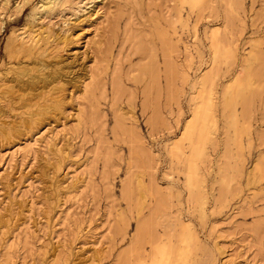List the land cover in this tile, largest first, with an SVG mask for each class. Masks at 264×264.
<instances>
[{"label":"rangeland","instance_id":"rangeland-1","mask_svg":"<svg viewBox=\"0 0 264 264\" xmlns=\"http://www.w3.org/2000/svg\"><path fill=\"white\" fill-rule=\"evenodd\" d=\"M38 3L0 0V126L12 129L0 127V264H137L155 240L187 249L188 264H264V0H60L47 14ZM22 28L49 34L40 51L9 57ZM208 37L230 58L212 64ZM35 60L48 82L9 89L18 61ZM204 73L213 104L194 162L200 209L180 151ZM40 91L61 109L26 126Z\"/></svg>","mask_w":264,"mask_h":264},{"label":"bare ground","instance_id":"bare-ground-1","mask_svg":"<svg viewBox=\"0 0 264 264\" xmlns=\"http://www.w3.org/2000/svg\"><path fill=\"white\" fill-rule=\"evenodd\" d=\"M183 1V0H182ZM186 3L189 4V6H195L196 4H202L205 2V0H184ZM4 4L6 3V0H3ZM60 2V0H39V3L38 5L34 6L33 7V11H36V10H40L41 13L43 14H47V13H51L52 10H54L53 8L56 6V4ZM3 4V5H4ZM206 4V3H204ZM98 7V6H97ZM78 10V9H77ZM81 10V9H80ZM57 11V10H56ZM76 11V10H75ZM100 11V10H99ZM95 13H97V10L95 11ZM91 16V15H90ZM167 17V16H166ZM43 18V17H42ZM167 20V19H166ZM65 21V20H64ZM169 22V21H168ZM169 24V23H168ZM50 26V25H49ZM46 27V26H45ZM39 28V27H38ZM218 29V28H217ZM42 30V29H41ZM35 31L34 29L33 30H27V29H24L22 28L20 30V32L16 33L15 31H12L10 33V35L8 36V41L6 42L5 44V49H6V52L8 53L7 55L9 57H12V58H16L17 56H19L20 54L24 53L25 56H28L30 53H32L33 51L35 50H41V48H39V45L42 41L43 38V30L41 31ZM214 30V28H213ZM46 31V30H45ZM47 34H49L48 30L46 31ZM46 34V33H44ZM47 34L44 36V37H48ZM43 35V36H42ZM51 35V34H50ZM42 36V37H41ZM209 38V37H208ZM209 40L211 41V47H210V51H211V63L213 64L214 62H216L217 59L219 58H224V59H229L230 58V54H228L226 51H222L218 44L216 43V41L213 39V38H209ZM162 41V40H161ZM169 42V41H168ZM48 43V41H47ZM170 46V45H169ZM163 49V48H162ZM172 49V48H171ZM39 50V51H40ZM38 51V52H39ZM231 51V50H230ZM6 54V53H5ZM36 54V53H35ZM37 55V54H36ZM7 56V57H8ZM61 57V56H60ZM26 57H24L25 59ZM58 58V57H57ZM36 61V60H35ZM34 61V62H35ZM25 63V62H24ZM36 63V64H35ZM35 66L33 64V67L32 66H28L27 65H21L20 62L18 61L16 67L15 65H13L12 67H10V71H11V68H13L15 70V74L17 76V79L15 80L14 84L10 85L9 86V89L13 90L15 87L16 89L18 90H29L30 89H33V87L38 83L40 82L41 83V86H43L44 84H46L48 82V77L46 74H44L43 72V68H44V64H43V61L41 60H37L35 62ZM32 64V63H31ZM30 65V64H29ZM25 67V68H24ZM12 69V70H13ZM170 69V68H169ZM9 70V69H7ZM171 71V70H170ZM7 72V71H6ZM50 72V71H49ZM46 73V72H45ZM51 73V72H50ZM53 73V72H52ZM241 69L238 71V73L236 74V76H240L241 75ZM55 74V73H54ZM15 76V75H14ZM89 76H92V75H89ZM235 76V77H236ZM51 77V76H50ZM234 77V78H235ZM25 78V79H23ZM90 78H93V77H90ZM238 78L237 79L235 78V84L237 83L238 81ZM7 79V78H6ZM12 79V78H11ZM13 80V81H14ZM233 81V80H232ZM92 82V81H91ZM40 83H39V86H40ZM4 84V83H3ZM54 84V83H53ZM85 84V83H84ZM57 85V84H56ZM61 85V84H60ZM198 87H199V90H198V95H197V98L199 99V102L195 104V107L193 108V110L191 111V118L188 119L186 122H185V125L183 127V130H182V135L183 137L188 140V151L187 153H183L180 151V153L182 154H185L184 155V158H183V162H184V174H185V184L189 190V193L191 194L192 198L195 199V202L198 203V206L200 207H203L202 203H204L203 201V198L201 197L200 195V192L198 191V188H199V178H198V173L196 171V168H195V159L197 157H200L202 155V151H201V145L208 141V135L211 133L209 131V129L207 128V121H208V116H210L211 114V109H212V95H213V91H212V85L208 83V77H207V74L204 73L202 74L200 77H199V80H198V83H197ZM2 86V85H1ZM92 86V84H91ZM38 87V86H37ZM37 87H35L37 89ZM46 87V86H45ZM43 87V88H45ZM55 88V87H53ZM61 89V87H60ZM84 89V88H83ZM90 87H89V84H85V91L86 90H89ZM2 90V89H1ZM4 90V89H3ZM10 90V92H11ZM45 90V89H44ZM43 90V91H44ZM54 90V89H53ZM51 90V92L53 91ZM23 91H21L23 93ZM41 91H42V88H41ZM41 91L39 92L38 96L41 94ZM47 91V90H46ZM4 92V91H2ZM9 92V91H8ZM18 92V91H17ZM26 92V91H25ZM34 92V90H33ZM38 92V91H36ZM7 93V92H5ZM13 93V92H12ZM16 91L13 93L15 95ZM19 93V92H18ZM30 93V92H29ZM29 93H27L30 97L29 99L33 96L30 95ZM35 93V92H34ZM43 93V92H42ZM48 93V92H47ZM92 94V92H90ZM24 94V93H23ZM21 94V95H23ZM44 94V93H43ZM41 94V96L43 95ZM52 94V93H50ZM60 94V93H59ZM62 94V93H61ZM18 96L20 95L17 94ZM26 95V93H25ZM24 95V97H25ZM45 95V94H44ZM229 96V94H227ZM7 96V95H6ZM9 96V95H8ZM11 96V95H10ZM16 96V95H15ZM54 96V95H53ZM52 98L55 99V96ZM89 96V95H88ZM223 97V100H222V103L221 105H223V107L227 108L230 106V97ZM12 97V96H11ZM21 96H19V99H20ZM27 97V96H26ZM48 97V96H47ZM46 97L45 95V98H46V101L45 103L38 105V108L35 112H32L30 111L31 113H28V115H26V113L24 112L23 114H25L26 116L24 117V119L26 120L25 123H32L33 122H36L37 120L39 121L41 116H43L45 113L47 114V112L50 110H57L59 109V106H60V109H61V105H60V100H54V102L50 101L51 103L48 104V98ZM17 98V97H16ZM23 98V97H22ZM20 99V100H23V99ZM41 98V97H40ZM51 98V99H52ZM59 98V97H58ZM28 99V100H29ZM50 99V98H49ZM16 100V99H15ZM18 100V101H20ZM42 100V99H41ZM45 100V99H44ZM69 100V99H68ZM14 101V100H13ZM27 101V100H26ZM23 102V101H22ZM47 102V103H46ZM19 103V102H18ZM31 104V103H30ZM29 104V105H30ZM63 104V103H62ZM33 105V104H32ZM36 105V102L35 104ZM31 107V106H29ZM33 107V106H32ZM28 108V106H27ZM24 109V108H23ZM34 109V108H33ZM63 110V109H62ZM25 111V109H24ZM28 111V110H26ZM60 111V110H59ZM22 113V112H21ZM22 114V115H23ZM54 114V113H53ZM122 115V114H121ZM117 116V115H116ZM119 116V114H118ZM40 117V118H39ZM51 117V116H50ZM121 117V116H119ZM20 118V117H19ZM21 119V118H20ZM23 119V120H24ZM44 119V118H43ZM117 119V123L119 124L120 122V119H118V117L116 118ZM123 119V118H122ZM19 120V119H18ZM23 120L21 121L23 123ZM37 121V122H38ZM9 122V121H8ZM43 122V121H42ZM213 120L211 121L210 124H212ZM13 123V122H12ZM28 123V125L26 126H30ZM39 123V122H38ZM21 124V123H20ZM19 124V125H20ZM36 124V123H35ZM123 124V122H122ZM2 125V124H1ZM124 125V124H123ZM122 126V125H121ZM120 126V128H121ZM2 130L5 129V127L3 126H0ZM119 127V126H118ZM17 128V126H16ZM20 128V126L18 127V129ZM22 128V126H21ZM28 128V127H27ZM124 128V127H123ZM0 129V130H1ZM8 129V127L6 128ZM6 129L4 130V134L7 132V133H10L9 130L6 131ZM127 129V128H126ZM1 130V131H2ZM121 130V129H120ZM0 131V134H3L2 132ZM6 131V132H5ZM15 131V129L13 130ZM18 131V130H17ZM22 131V130H21ZM16 132V131H15ZM20 132V131H19ZM5 134L4 136L6 135H9V134ZM12 134V133H10ZM14 135V134H13ZM29 145V143H28ZM30 147V146H29ZM28 148V146H27ZM25 149V148H24ZM23 149V150H24ZM32 149V148H31ZM26 150V149H25ZM177 151V150H176ZM204 156V155H202ZM201 158V157H200ZM198 158V159H200ZM203 158V157H202ZM256 167V165H255ZM254 167V169H255ZM259 167V166H258ZM253 170V169H252ZM256 170H257V167H256ZM254 172V171H253ZM259 172V171H257ZM139 174V173H137ZM136 174V175H137ZM251 174V172H250ZM138 176V175H137ZM136 177V176H135ZM140 178H138V186L137 187H140V189L143 188V186H141V179L139 180ZM252 180V179H251ZM76 181V180H75ZM136 181V180H135ZM253 181V180H252ZM137 182V181H136ZM128 184V183H127ZM126 186L124 185V189L123 190V195L125 196V198H129L130 199V187H129V184ZM142 187V188H141ZM123 188V187H122ZM138 189V188H137ZM195 189H197L198 193H195ZM138 196H140V198H144V194H143V191L140 190L139 193H138ZM124 198V199H125ZM139 198V199H140ZM128 199V200H129ZM138 199V200H139ZM127 200V201H128ZM137 215L139 216L141 214V209L144 205V201H139L137 202ZM147 206V205H146ZM141 208V209H140ZM201 219V218H200ZM148 222V221H147ZM182 222V221H181ZM1 223V222H0ZM5 223V222H4ZM146 219L144 220L143 217L140 216V219L137 220L136 222V226H135V232L133 234V237H132V240L130 242V245L132 244H138V247L140 245V243H138L140 241V235H141V238H142V231L143 229L146 227ZM1 225V224H0ZM148 229V227L146 228ZM182 235L180 236V240L182 242H184V244L186 246H188L190 243L194 242V239L192 237V234L190 233V230L188 229V226H182ZM145 233V231H144ZM143 233V235H144ZM149 233V232H148ZM147 234V233H146ZM150 234V233H149ZM153 234V233H152ZM145 237V236H143ZM151 238V236H149ZM156 237V236H154ZM179 240V241H180ZM192 241V242H191ZM181 242V243H182ZM154 243V244H153ZM153 243H151V246H153L152 248V251L151 253H149L147 255L148 257V260L146 261L145 259H142L141 262L137 263V264H186L188 261H189V252L187 251V249H183V248H175V247H165V244L164 242H162L161 240H158L155 242L153 241ZM133 246V245H132ZM142 246V245H140ZM137 246H135L136 248ZM131 248V247H130ZM133 248V247H132ZM139 249V248H137ZM136 249V251H137ZM127 250V249H126ZM132 250V249H131ZM142 251V250H141ZM10 253V252H9ZM126 254V253H125ZM119 256V255H118ZM144 257V256H142ZM6 258V257H5ZM141 258V257H140ZM126 264V263H124ZM188 264V263H187Z\"/></svg>","mask_w":264,"mask_h":264}]
</instances>
